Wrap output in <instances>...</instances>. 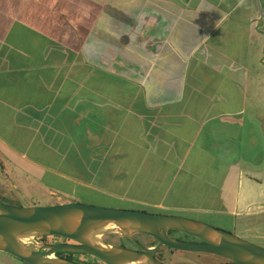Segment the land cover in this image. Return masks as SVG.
I'll list each match as a JSON object with an SVG mask.
<instances>
[{
  "label": "crops",
  "instance_id": "0c3cea01",
  "mask_svg": "<svg viewBox=\"0 0 264 264\" xmlns=\"http://www.w3.org/2000/svg\"><path fill=\"white\" fill-rule=\"evenodd\" d=\"M10 93L72 106L44 127L49 152L76 154V183L162 168L215 193L144 205L264 239V0H0V101Z\"/></svg>",
  "mask_w": 264,
  "mask_h": 264
},
{
  "label": "rangeland",
  "instance_id": "374dc122",
  "mask_svg": "<svg viewBox=\"0 0 264 264\" xmlns=\"http://www.w3.org/2000/svg\"><path fill=\"white\" fill-rule=\"evenodd\" d=\"M36 91L42 90L37 87ZM36 98L40 100L35 107H30L27 100L19 102V105L13 104L15 100L11 93L6 94L4 100L0 101V201L3 203L21 208L82 203L110 209L180 216L222 230H225L223 226H226L225 231L264 247V239H245L242 231L235 232L232 231V227L223 225L222 217L219 221L216 217L161 211L144 205L143 202L146 200L140 202L141 196L150 197L153 201L166 196L168 204H182L187 199L195 197L197 192L205 197L215 193L205 189H209L211 185L181 184L180 177H177L175 184L169 183L171 173L165 172L162 168H143L140 163L135 162L139 166L135 165L130 169V174L124 181L125 185L114 186L113 181H108L107 178L101 180L100 177L96 180L97 187L92 184V178L88 177L82 179L84 183H76V154L69 151L49 152L50 148L46 146L45 141L50 140L52 136L46 132L47 129L45 130L44 127L46 118L62 112V109L67 115L72 106L57 109V104L49 111H45L43 94L39 97L30 96V100ZM65 114L61 113L60 116H65ZM80 122L81 120L78 124ZM201 176L210 177L209 170L203 168ZM144 177L148 181H144ZM213 187L218 189L219 185H213ZM259 227H261L259 233L264 235V218L254 228ZM137 240L140 245L148 246V238L138 235ZM115 243L126 248H138L137 244L127 240L115 241ZM6 262L25 264L9 254L0 252V264H6ZM163 262L165 264H216L219 259L208 255L199 256L190 253L170 255L166 253Z\"/></svg>",
  "mask_w": 264,
  "mask_h": 264
},
{
  "label": "water",
  "instance_id": "95a60500",
  "mask_svg": "<svg viewBox=\"0 0 264 264\" xmlns=\"http://www.w3.org/2000/svg\"><path fill=\"white\" fill-rule=\"evenodd\" d=\"M169 230L192 235L204 243L178 241L168 235ZM139 234L154 238L157 244L133 251L103 240L106 235H118L136 241L135 235ZM44 236L67 238L73 244L46 245L37 241ZM161 247L218 256L227 260L223 264H264V247L180 216L82 203L21 208L0 201V252L26 264H77L58 258L56 254L61 252L91 255L106 264H163L155 257Z\"/></svg>",
  "mask_w": 264,
  "mask_h": 264
},
{
  "label": "flooded vegetation",
  "instance_id": "af4514ba",
  "mask_svg": "<svg viewBox=\"0 0 264 264\" xmlns=\"http://www.w3.org/2000/svg\"><path fill=\"white\" fill-rule=\"evenodd\" d=\"M139 235H142L146 238H148V246H142L140 245V243L138 242L137 240V236L138 235H135V240L136 241H133L131 239H128L126 237H122V236H118V235H106L103 237V240L109 244V245H112V246H115V247H119V248H126L125 246H121V245H118L115 243V241H122V240H127L131 243H135L138 245V248H126V249H130V250H133V251H141L142 250V247H145V248H151V247H154L156 244H157V241L150 237V236H147V235H143V234H139ZM168 235L173 238V239H176L178 241H182V242H187V243H204L202 240L192 236V235H188V234H185V233H182V232H179V231H175V230H169L168 231ZM155 240V241H153ZM37 241L43 243V244H46V245H64V244H73V242H71L69 239L67 238H63V237H40L39 239H37ZM33 251H35V249H32ZM63 255H59L60 253H57L56 256L58 258H63V259H66V260H70V261H73L77 264H106L105 262H103L102 260L94 257V256H91V255H87V254H80V253H69V252H61ZM168 253L170 255L172 254H175V253H190V254H193V255H199V256H202V255H208V256H212V257H216L219 259V262L216 263V264H223V263H226L227 260L223 259V258H220L218 256H214V255H209V254H199V253H191V252H182V251H177V250H173L171 248H167V247H161L157 253L155 254V257L158 261H160L161 263L165 264L163 262V257L164 255Z\"/></svg>",
  "mask_w": 264,
  "mask_h": 264
},
{
  "label": "trees",
  "instance_id": "16d2710c",
  "mask_svg": "<svg viewBox=\"0 0 264 264\" xmlns=\"http://www.w3.org/2000/svg\"><path fill=\"white\" fill-rule=\"evenodd\" d=\"M153 241H155V240H153ZM59 255H61V256H62L63 254H62V253H60Z\"/></svg>",
  "mask_w": 264,
  "mask_h": 264
}]
</instances>
